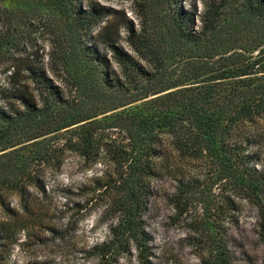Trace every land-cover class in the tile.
<instances>
[{"label":"trees","instance_id":"trees-1","mask_svg":"<svg viewBox=\"0 0 264 264\" xmlns=\"http://www.w3.org/2000/svg\"><path fill=\"white\" fill-rule=\"evenodd\" d=\"M47 1L73 31L63 66L80 96L101 109L78 110L41 65H8L0 96V159L7 161L0 162V184L20 196L21 210L0 193V208L11 217L0 221V249L27 231L19 226L20 213L43 218L26 185L43 191L30 164L55 158L57 131L67 133L62 146L86 167L104 165L90 180L115 219L110 238L95 247L102 259L132 241L140 262L150 264L143 217L151 183L171 176V200L181 212L203 200L208 183L190 172V163L208 168L209 182L214 177L230 185L234 198L256 210L264 242V157L258 150L264 147V0H203L201 12L194 4L183 7L184 0H132L141 14L139 27L123 23L127 47L120 43L116 10L92 0ZM237 204L224 199L226 210ZM205 227L216 228L208 221ZM215 249V264H232L221 226Z\"/></svg>","mask_w":264,"mask_h":264},{"label":"rangeland","instance_id":"rangeland-1","mask_svg":"<svg viewBox=\"0 0 264 264\" xmlns=\"http://www.w3.org/2000/svg\"><path fill=\"white\" fill-rule=\"evenodd\" d=\"M92 1L116 10L114 22L121 26L120 43L127 47L123 40V23L130 20L139 27L141 10L138 2ZM202 1L184 0L182 5L191 8L194 4L201 12ZM68 22L67 17L47 0H0V96L8 82V65L17 67L35 63L44 67L66 97L75 100L78 110L96 113L101 109L99 104L80 96L81 90L74 87L63 66L74 42ZM95 33L96 29L92 34ZM34 87L29 85L30 89ZM56 135L51 141L55 158L48 164L37 160L30 164L43 191L26 185L43 218L40 222L34 215L20 213L19 226L27 231L20 232L15 243L5 242L0 249V264H142L132 241L125 251L112 250L106 259L101 258L95 247L110 238L115 219L106 207L103 193L92 192L90 180L104 170V165L86 167L77 154L62 146L67 133L57 131ZM258 150L264 157V147ZM0 162L7 161L2 157ZM190 169V172L201 174L202 180L208 183L203 200L187 204L181 212L171 200L176 185L171 176L165 174L151 183L152 195L143 217L149 263L215 264V247L221 226L232 264H264V242L258 234L256 210L247 201L234 198L230 185L212 182L214 177L209 182L212 173L208 168L199 169L196 163H190ZM0 193L10 208L21 210L20 196L15 190L0 184ZM226 196L239 203L237 209H224ZM222 208L226 212L220 221ZM10 218L0 208V221ZM205 221L214 224L215 230L207 229Z\"/></svg>","mask_w":264,"mask_h":264}]
</instances>
